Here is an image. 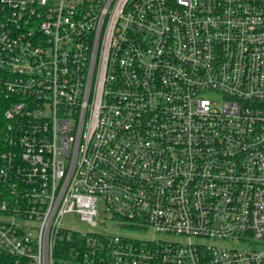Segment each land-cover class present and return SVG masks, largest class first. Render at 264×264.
<instances>
[{
    "label": "built area",
    "instance_id": "built-area-1",
    "mask_svg": "<svg viewBox=\"0 0 264 264\" xmlns=\"http://www.w3.org/2000/svg\"><path fill=\"white\" fill-rule=\"evenodd\" d=\"M0 99V264H264V0H0Z\"/></svg>",
    "mask_w": 264,
    "mask_h": 264
},
{
    "label": "rangeland",
    "instance_id": "rangeland-1",
    "mask_svg": "<svg viewBox=\"0 0 264 264\" xmlns=\"http://www.w3.org/2000/svg\"><path fill=\"white\" fill-rule=\"evenodd\" d=\"M72 224L77 225V226H84V224H82V222H80L79 220L72 222ZM254 246L258 249H263L264 250V241L255 243Z\"/></svg>",
    "mask_w": 264,
    "mask_h": 264
},
{
    "label": "trees",
    "instance_id": "trees-1",
    "mask_svg": "<svg viewBox=\"0 0 264 264\" xmlns=\"http://www.w3.org/2000/svg\"><path fill=\"white\" fill-rule=\"evenodd\" d=\"M5 110V102L0 99V127L4 124L3 112Z\"/></svg>",
    "mask_w": 264,
    "mask_h": 264
}]
</instances>
